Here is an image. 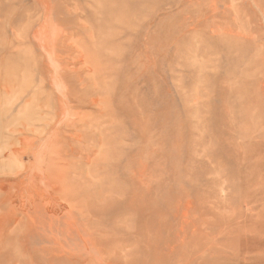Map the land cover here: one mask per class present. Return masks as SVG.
<instances>
[{
	"label": "rangeland",
	"instance_id": "obj_1",
	"mask_svg": "<svg viewBox=\"0 0 264 264\" xmlns=\"http://www.w3.org/2000/svg\"><path fill=\"white\" fill-rule=\"evenodd\" d=\"M0 264H264V0H0Z\"/></svg>",
	"mask_w": 264,
	"mask_h": 264
},
{
	"label": "bare ground",
	"instance_id": "obj_2",
	"mask_svg": "<svg viewBox=\"0 0 264 264\" xmlns=\"http://www.w3.org/2000/svg\"><path fill=\"white\" fill-rule=\"evenodd\" d=\"M43 174V173H42ZM42 180V179H41Z\"/></svg>",
	"mask_w": 264,
	"mask_h": 264
}]
</instances>
